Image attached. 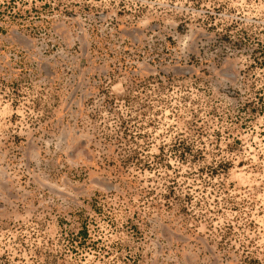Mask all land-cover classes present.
<instances>
[{"label": "rangeland", "instance_id": "374dc122", "mask_svg": "<svg viewBox=\"0 0 264 264\" xmlns=\"http://www.w3.org/2000/svg\"><path fill=\"white\" fill-rule=\"evenodd\" d=\"M0 264H264V0H0Z\"/></svg>", "mask_w": 264, "mask_h": 264}]
</instances>
